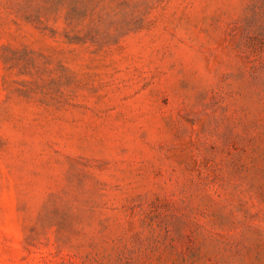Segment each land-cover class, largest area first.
<instances>
[{
  "label": "rangeland",
  "instance_id": "rangeland-1",
  "mask_svg": "<svg viewBox=\"0 0 264 264\" xmlns=\"http://www.w3.org/2000/svg\"><path fill=\"white\" fill-rule=\"evenodd\" d=\"M0 264H264V0H0Z\"/></svg>",
  "mask_w": 264,
  "mask_h": 264
}]
</instances>
